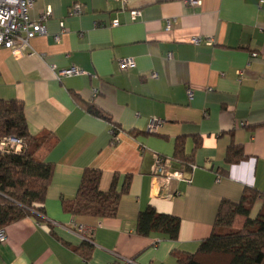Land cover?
I'll return each instance as SVG.
<instances>
[{
	"label": "crops",
	"instance_id": "obj_1",
	"mask_svg": "<svg viewBox=\"0 0 264 264\" xmlns=\"http://www.w3.org/2000/svg\"><path fill=\"white\" fill-rule=\"evenodd\" d=\"M199 1L129 0L124 7L119 0H34L33 19L51 9L47 34L18 54L0 49V98L23 101L30 133L56 136L45 159L54 173L41 220L27 216L4 227L0 264H179L173 252L197 251L223 199L238 202L245 187L264 192V2ZM76 3L83 14L69 17ZM134 9L142 12L135 21ZM196 36L213 44H194ZM122 58H133L135 66L121 69ZM74 66L85 73L58 77ZM74 94L112 116L120 130L116 142L114 125L88 113ZM154 118L162 124L150 133ZM179 137L193 158L191 170L173 158ZM232 143L247 158L227 164ZM156 154L183 178L160 188ZM89 167L102 171V191L115 178L121 188L131 176L115 217L64 210ZM262 204L256 202L252 217ZM149 206L179 218L177 240L137 233L139 213ZM79 225L93 231L91 242L75 231ZM84 242L93 247L88 260L74 250Z\"/></svg>",
	"mask_w": 264,
	"mask_h": 264
},
{
	"label": "trees",
	"instance_id": "obj_2",
	"mask_svg": "<svg viewBox=\"0 0 264 264\" xmlns=\"http://www.w3.org/2000/svg\"><path fill=\"white\" fill-rule=\"evenodd\" d=\"M76 101L91 115L112 123L119 131L112 116L98 105L83 101L74 94ZM15 136L25 143L19 152L0 151V229L24 217L41 220L54 166L46 162V156L57 143L49 131L32 134L29 131L22 100L0 98V139ZM200 145L196 138V147ZM173 158L186 170L193 168V158L185 153L184 138L179 137ZM247 155L242 146L232 143L227 150L226 163L236 164ZM102 171L86 168L74 199L64 200L63 208L73 215L115 217L122 197L129 192L131 176L128 175L121 188L115 178L107 191L100 189ZM262 199V207L255 217L251 212L256 202ZM180 230L179 218L159 213L149 206L139 213L136 231L147 236L158 232L177 240ZM74 250L86 260L92 256L93 247L84 242ZM179 264H264V192L254 187H245L241 199L234 202L223 199L220 203L213 229L202 240L197 251L184 253L174 251Z\"/></svg>",
	"mask_w": 264,
	"mask_h": 264
},
{
	"label": "built area",
	"instance_id": "obj_3",
	"mask_svg": "<svg viewBox=\"0 0 264 264\" xmlns=\"http://www.w3.org/2000/svg\"><path fill=\"white\" fill-rule=\"evenodd\" d=\"M123 3L124 7H127L129 0H119ZM264 2V0H260ZM187 4L196 5L199 4V0H185ZM34 5V0H0V49L11 50L14 54L22 52L26 47L30 46V41L38 35H46L47 28L45 22L51 17V9L48 8L37 19H33L30 15V11ZM83 14L82 4L76 3L70 7L68 11L69 17L80 16ZM142 15L141 10H132V20H137ZM120 25V21L115 19L112 21L111 26L117 27ZM62 28H64V22H61ZM171 27V22L168 21L167 28ZM83 32L80 33L82 37ZM56 40L60 39L59 35L55 36ZM194 44L205 43L208 45L213 44V38H203L196 36L192 39ZM254 56H256L254 54ZM171 57V54H169ZM120 68L123 70L133 68L135 66V60L133 58H122L119 60ZM85 72L78 67H71L58 71V77L62 76H77L84 74ZM157 74L153 73L152 77H156ZM189 96L193 97L192 90H188ZM162 124V120L156 118L152 119L148 125V132L156 131ZM120 131V130H119ZM114 127V142L117 140V133ZM25 148V143L22 139L15 136H6L0 139V151L2 152H15L19 153ZM171 160L160 154L155 155V178L160 188L166 187L172 179H182L183 173L181 171L170 170ZM75 231L78 232L86 241H92L93 231L85 228L82 225L76 226ZM6 232L4 228L0 229V242L6 240ZM124 264H137L133 259H124Z\"/></svg>",
	"mask_w": 264,
	"mask_h": 264
}]
</instances>
